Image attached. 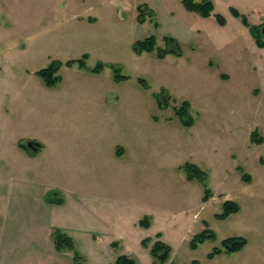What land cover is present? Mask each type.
<instances>
[{
    "label": "rangeland",
    "instance_id": "1",
    "mask_svg": "<svg viewBox=\"0 0 264 264\" xmlns=\"http://www.w3.org/2000/svg\"><path fill=\"white\" fill-rule=\"evenodd\" d=\"M212 1L214 13L203 16L187 9L183 0H0L1 124H4L1 118L3 110L14 108L23 101L26 87L32 84V77H40L37 74L39 69L46 67L52 60L65 62L68 59L81 58L87 50H90L86 54L90 69H78L63 64L60 69L62 72H59L78 86H75L74 95H81L79 82L92 79L91 67L99 62H106L120 65L122 72L130 75L128 79L116 84L111 92L120 94L124 91L126 96L131 94L129 98L132 101L135 97L136 103L140 102V109L136 106L140 110L136 116L114 113L111 116L88 117L94 124H104V129L93 131L94 162L83 159L79 163L81 161L78 160L76 150L79 149V152L85 142L74 138L79 132H71V137L67 138L70 147L67 158L70 160L74 151L75 159L66 161L71 163H64L72 169L70 173L65 172L70 175L63 176L67 181L72 178L71 175H75L76 169L83 177L92 172L98 180L95 189L99 191L111 189L108 183L112 181L122 185L120 190L128 198L131 191L134 197L142 199L141 202L149 200L147 204L154 202L178 212L196 204L204 189L198 180H188L180 165L187 160L193 161L209 173V185L214 193L207 203L210 205L206 210L208 212L204 214L205 218H199L187 227L189 237H186L189 239L185 237L182 244H170L173 251L166 264L191 263L194 259H199L201 264H239L244 263L248 256L251 257V249H246L239 256L233 253L212 259L207 257L208 252L219 244L221 236L230 233L231 230H224L226 226L218 232L216 240H207L197 249L190 247L193 234L204 230L207 225L217 232V221L221 219L217 220L215 214L219 211V205L227 199H245L249 209L259 205L260 209L255 207L258 212L253 223L247 226L248 229L244 228L252 230L256 236L264 228V142L253 143L249 137H245L250 129L257 127L264 140V48L247 38L242 27L253 36L250 26L244 23L242 17L233 14L231 7L245 15L250 25L257 24L256 17L261 15L259 11H264V8L253 10V4L260 3V0ZM143 2L155 10L158 27L149 15L144 22L138 20L137 7ZM215 13L225 17L224 24L219 22ZM79 16L84 20L78 19ZM88 16H95L97 20L92 22L85 19ZM151 34L156 35L157 45L165 54L160 53L159 48L143 53L133 50L136 40ZM166 35L180 41L181 52L172 50L164 40ZM217 45H222L228 52L229 57L223 61L226 67L219 65L222 60L217 57L220 54L217 53ZM112 50H121L119 60L122 62L96 57ZM140 76L147 78L150 87L145 88L138 81ZM98 77L99 86L103 81H115L112 68L109 69V74L106 69ZM162 87L168 91V97L161 96L164 106L159 105L155 95ZM185 99L191 102V114L195 119L192 127L185 126L175 111V105L179 106ZM84 120L82 115L67 118L54 115L48 110L44 120L45 128L39 127L38 136L51 144L55 126L61 123L77 126L84 124ZM131 121L138 126L140 132L139 129H136L137 132L131 130ZM130 133L131 136L140 133V138L143 141L146 139L148 146L128 148L129 162L132 163L126 169L128 163L124 162L125 158L116 154V144L126 143ZM1 140H5L3 134ZM130 149L135 151V156L133 152H129ZM4 151L7 149L4 148ZM237 165L245 168L250 176L249 181L244 180L242 173L236 169ZM15 166L6 158L0 160L2 200L7 198L9 177ZM103 168L114 175L115 179L102 181L100 169ZM36 174L31 172L29 176L31 186H34ZM29 189L32 190L30 187ZM52 191H57V195L52 197L58 202L49 200L50 202H65V194L61 189L54 188ZM138 199L133 200L139 201ZM245 214L246 210L240 209L231 216L234 215L232 218L239 221ZM93 223L92 226L84 221L78 224L79 228L91 226L92 229L103 230L98 219L94 218ZM237 224L240 225V222ZM138 227L137 225V229ZM5 229L6 227H0V251L5 248L7 237L2 235ZM57 229L59 228H54L51 232L50 241L54 245L50 244L53 251L50 249L51 251L46 252V256H50L46 264H66V255L74 254L71 250L57 248L53 238V232ZM137 229H127L126 235L133 240L130 247L127 246L129 243L112 235L95 233L93 242L83 245L77 237L75 245H79L80 250L77 246L76 248L83 257L82 264L112 262L115 254L121 253L123 248H130L131 252L137 254L138 260L132 256L138 264H155L153 256L148 260L140 252L144 248L136 242V238L144 233ZM237 229L241 231L240 228ZM174 231L177 229L174 228ZM169 235L176 237L173 232H169ZM123 238L127 237L124 235ZM14 254L9 253L7 256L4 253L3 256L0 253V264H29L28 253H21V259L13 258ZM231 255L234 259L230 260ZM254 261L253 264H257L258 261ZM246 262L249 264V261Z\"/></svg>",
    "mask_w": 264,
    "mask_h": 264
},
{
    "label": "crops",
    "instance_id": "2",
    "mask_svg": "<svg viewBox=\"0 0 264 264\" xmlns=\"http://www.w3.org/2000/svg\"><path fill=\"white\" fill-rule=\"evenodd\" d=\"M252 7L253 10L264 8V0H260V3H254ZM259 12L261 15L256 17V23L262 24L264 23V11ZM78 19L84 20V18L80 16ZM85 19L92 22L97 20L95 16H88L85 17ZM242 30L248 39L251 41L254 40L256 45H258L255 37L251 35L249 30L247 31L244 27H242ZM98 47L100 49V46ZM89 51L90 50L83 52L82 55H88ZM120 52L121 50H112L110 53L108 51L107 54L102 53L96 57L122 62V60H119L121 58ZM218 52H220V54ZM217 53L218 59L220 61L222 60V62H219V65L226 67L223 61L229 57L228 52L224 50L222 45H217ZM105 64L106 65L99 72H92V79L86 82H79V85H81V95H74V89H76L75 86L77 85H75L73 81L67 80L62 74L61 81L54 86H47L46 83L42 81L41 76L37 78L32 77V84H28L26 87L25 96L22 98L23 101L16 104L14 108L10 107L3 110L1 118L4 124L0 123V160L1 158H6L9 163L16 165L13 168V173L9 177L7 198L4 200L0 198V218L2 217V220H0V227H6L5 231H2V235L7 237L5 242L6 245L4 244L5 248H2V251H0L3 256H5L4 253L7 256H9V253H15V257L13 255V258L21 259L19 255L25 252L28 253L27 258L30 259L28 262L29 264H46V260L50 257L46 256V252L47 250H52L50 244L53 243H51L50 240L51 232L54 228H59L62 231L64 230V232L73 237L75 243L78 237L81 245H83V243H92L94 234L99 233L123 239L124 242H127V244L129 243L127 246L130 247L132 238L126 235L128 233L127 229H137L138 225L139 227L137 230L144 234L137 236L136 242H139L144 248V251L140 250V252L145 259L147 258L149 260V258H152V254L150 247H146L142 244L143 239L150 237L152 239L151 243L161 239L169 244L173 242L182 244L185 242L186 238L189 237L187 227L199 218H205L203 216L208 212H206V210L210 205H207L208 200H203L205 193L204 189L196 204L189 205L178 212H174L170 207L159 206L154 202L147 204L149 200L143 201V203L141 202L142 199L134 197L131 191L128 194L130 198H128L124 195L123 191L120 190L122 185H117L112 181L108 183L111 189L104 188L105 190L99 191L95 189V184L98 183V180L94 177V173L92 172L86 175V177H83L78 169H76V173L74 172L75 175H71L72 178L69 181H67V178L63 177L64 174L70 175L65 173L66 171L69 173L72 171L71 167L65 166L64 163H71L66 161L73 160V158L75 159L73 156L74 151L71 153V159L68 160L67 158L70 150L67 138L71 137V132H74V134L79 132L80 134L77 137L74 136V138L81 140L82 143L85 142V145L81 147L79 152V149L76 150L78 160L81 161L85 159V161L92 160L94 162L95 143L93 142V131L96 129H104V124H94L93 120L88 119V117L111 116L114 113H123V116H136L137 113L140 112V110H138L140 109V102L137 104L135 97L132 101V98H129L131 94L126 96L124 91H121L120 94L111 92V90L116 87V84H119L121 81L114 79L115 81H113V83L110 81H106L105 83V81H103V83L100 84L101 86L98 85L100 81L98 74L104 72V70L107 69L109 74V69L112 68L114 75L113 63L107 64L105 62ZM72 66L78 69H86L80 67L78 63L69 67ZM62 67L63 65L61 68ZM59 72L61 73L62 70H59ZM82 85L85 86L83 87ZM262 92L263 90H261L260 93ZM127 98H129L128 104H126ZM127 105L128 107L130 106L128 111ZM136 106H138V109ZM48 110L54 115L67 118L69 116L82 115L85 117L84 124L72 126L67 123H61V125L55 126L53 129V141L50 144L46 139H42L38 136L39 127L45 128L44 120L46 111ZM130 124H132V121L129 123V127H131L132 131L137 132L136 129H139L138 126L134 123L132 125ZM254 129L258 128H252L248 132L249 134H245V137H249L252 142V133ZM2 134L5 140H1ZM140 136V133L136 136H131L130 133L129 139L125 140L127 141L126 143L116 144V154L119 155L118 157L120 158H125L124 162L128 163L126 169H128L132 163V161L129 162L128 148H136L139 145L148 144V141L146 139L143 141L144 139H141ZM229 137H231V135H229ZM263 142L264 140L261 143ZM4 148L7 149L6 152ZM129 152L131 154L134 153V156L136 154L133 149H130ZM130 157L132 158V155ZM133 159L135 160V157ZM79 163H82V161ZM179 163L180 161L176 164L178 165ZM239 167H242L245 171L243 166L237 165L236 169L239 172L242 173ZM36 168H38V171ZM100 170H102L100 173L102 181L115 179V176L111 175V173H107L104 168ZM31 172L37 173L36 180L33 183L34 186L30 185L31 179L29 176ZM200 183L202 184V182ZM29 187L32 188V190H30ZM54 188L61 189L64 192L65 202L62 204L50 202L47 198V193ZM132 198L138 199L139 201L133 200ZM235 200L240 203L241 211L244 209L246 210V214L239 221L238 219L232 218L234 215L228 219L217 221V232L215 230L217 237L218 232L222 231L224 226H226L224 230L229 229V231H231L230 233L222 235V239L234 235L245 236L248 240L247 244L234 255L239 256V254L246 249H251V257L248 256L245 260L249 261V264H253L252 261L254 260L258 261L257 264H264V228H262L257 236L252 230L249 231L244 228L253 223L255 215L258 212L255 210V207L260 209L259 205H255L253 209L251 206V209H249V206L245 204L247 200L241 198ZM221 206L219 205L217 209L220 210ZM95 213H98V215H95ZM145 215L151 217V224L148 227L139 224L140 219ZM94 218L101 222L103 230L99 231L98 229L95 230L90 228L94 224ZM205 220L206 219H204V221ZM83 221L91 226L88 228H79L78 223ZM237 222H240V225L237 224ZM174 228L177 229L176 232ZM237 228H240L241 231H238ZM169 232L175 233L176 237L173 238L172 235H169ZM124 235L127 237L126 239L123 238ZM13 236H15L14 242L12 239ZM25 245H29V247H25ZM76 246L80 250L79 245L76 244ZM124 249L125 248L121 250V253H130L137 260L139 259L137 254L131 252L130 248H128V250ZM119 254H115V259ZM66 256V264H75L72 255ZM232 256L233 255H231L230 260L234 259V256ZM246 261L239 264H248ZM102 264H105V262Z\"/></svg>",
    "mask_w": 264,
    "mask_h": 264
},
{
    "label": "trees",
    "instance_id": "3",
    "mask_svg": "<svg viewBox=\"0 0 264 264\" xmlns=\"http://www.w3.org/2000/svg\"><path fill=\"white\" fill-rule=\"evenodd\" d=\"M183 2L187 9L199 12L203 16H210L212 15V13H214V3L212 0H183ZM137 9H138V20L140 22H144L147 19L146 16L149 15L151 19L154 20L155 25L158 27L159 22L156 18V12L148 3L146 2L140 3ZM231 10L233 14L243 18L244 23L250 26L257 44L260 47H264V34L262 33L261 30L264 23L250 25L247 17L241 14V12L237 8L231 7ZM215 14L219 22L224 24L226 21L225 17L220 13H215ZM164 40L169 44L172 50L181 52V48H182L181 43L177 38L166 35L164 36ZM157 48L159 47L157 45V37L155 34H151L149 36H146L145 38L138 39L133 43V50L137 53H143L146 51L151 52L156 50ZM159 52L165 54V51H163L162 49H160ZM86 56L87 55L84 54L81 58H72L66 60L65 62L61 60H52L46 67L39 69L37 71V74L44 79L45 83L48 86H54L62 79L59 70L64 63L69 66L78 63L80 67L90 69L86 61ZM104 66H105L104 62H99L94 67H91V70L93 72H99ZM112 66L114 68L115 80L123 81L129 78L130 75L124 74L122 72V67L120 65L112 64ZM138 81L142 83L145 88L150 87V83L147 80V78L140 76L138 78ZM155 95L157 97L159 105L164 106V100L162 99L161 96L168 97L167 89L163 87L161 91L155 93ZM175 111L178 117L180 118L181 122L185 126L193 125L195 119L191 114V102L189 100H184L179 106L175 105ZM252 140L253 142L256 143H261L263 141V136L260 134L258 129H254L252 133ZM181 167L186 172L187 178L189 180L197 179L200 182H202L205 189L203 200L204 201L209 200L214 193L213 189L209 185V173L193 161H186L181 165ZM239 169L243 173L244 180L249 181L250 176L247 174V172H245L242 167H239ZM54 194L57 195V191H52V192L49 191L47 193V198L51 201L58 202L57 199H54L52 197ZM240 209H241V205L237 200L227 199L223 202L221 209L217 211L215 217L221 220L226 219L230 217L232 214L239 212ZM139 224L144 227L150 226L151 217L149 215H145L143 218L140 219ZM53 238L55 240V244L58 249L60 250L68 249L73 251L75 264H82V262L84 261L83 257L81 253L77 250L75 241L70 235H68L66 232L60 229H57L53 232ZM216 239H217L216 232L207 225V227L204 230L196 233L192 237L190 241V247L192 249H197L201 244H203L207 240H216ZM151 240L152 239L150 237H147L143 239L142 244L146 247H150V251L154 258L155 264H166L171 257L173 251L172 246L161 239H158L153 243H151ZM247 242L248 240L245 236H241V235L228 236L220 240L219 244L215 245L208 252L207 257L212 259L222 254L236 253L242 250L247 244ZM105 264H138V263L132 255L128 253H121L114 261L107 262ZM173 264H201V261L199 259H194L191 263L182 262V263H173Z\"/></svg>",
    "mask_w": 264,
    "mask_h": 264
},
{
    "label": "water",
    "instance_id": "4",
    "mask_svg": "<svg viewBox=\"0 0 264 264\" xmlns=\"http://www.w3.org/2000/svg\"><path fill=\"white\" fill-rule=\"evenodd\" d=\"M261 30H262V33L264 34V24H263V26H262V29H261Z\"/></svg>",
    "mask_w": 264,
    "mask_h": 264
}]
</instances>
